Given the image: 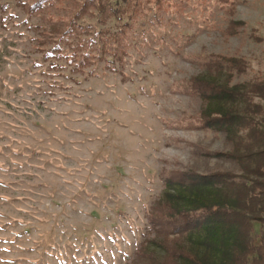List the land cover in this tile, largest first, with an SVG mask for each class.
<instances>
[{
    "label": "rangeland",
    "instance_id": "374dc122",
    "mask_svg": "<svg viewBox=\"0 0 264 264\" xmlns=\"http://www.w3.org/2000/svg\"><path fill=\"white\" fill-rule=\"evenodd\" d=\"M32 1L0 0V264H129L167 173L238 169L216 155L236 143L203 125L190 80L210 76L212 55L234 58L243 71L219 80L264 104L251 91L264 80V0H140L136 12L111 0L118 16L103 23L90 6L68 39L82 0L20 5ZM82 40L75 67L64 55Z\"/></svg>",
    "mask_w": 264,
    "mask_h": 264
},
{
    "label": "trees",
    "instance_id": "16d2710c",
    "mask_svg": "<svg viewBox=\"0 0 264 264\" xmlns=\"http://www.w3.org/2000/svg\"><path fill=\"white\" fill-rule=\"evenodd\" d=\"M58 2L62 0H33L20 5L33 13ZM155 3L158 8L171 5L170 0ZM140 4V0H134V12ZM90 6L103 23L123 11L115 8L111 0H82L68 18L62 37L68 39L79 29L87 30L78 21ZM101 32L107 37L106 32ZM84 44L88 43L78 42L70 56L64 55L68 61L73 56L79 59L75 67L88 61L86 53L77 55ZM205 65L210 76L192 78L190 91L203 101V125L223 131L236 143L233 150L216 155L233 161L239 171L167 173L164 190L148 213L150 235L141 242L129 264H264V231L257 238L252 235L255 223L264 224V117L256 122L250 114L263 113L264 104H252L245 85L219 80L218 75L226 71L241 73L239 61L212 55ZM251 91L264 102V80H259ZM250 125L249 133L244 134Z\"/></svg>",
    "mask_w": 264,
    "mask_h": 264
}]
</instances>
